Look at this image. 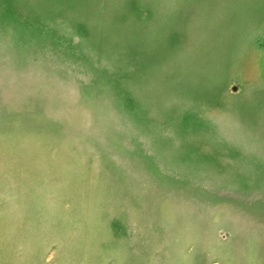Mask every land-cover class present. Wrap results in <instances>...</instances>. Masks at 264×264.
Returning a JSON list of instances; mask_svg holds the SVG:
<instances>
[{"label":"rangeland","instance_id":"1","mask_svg":"<svg viewBox=\"0 0 264 264\" xmlns=\"http://www.w3.org/2000/svg\"><path fill=\"white\" fill-rule=\"evenodd\" d=\"M0 264H264V0H0Z\"/></svg>","mask_w":264,"mask_h":264}]
</instances>
